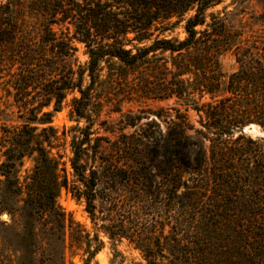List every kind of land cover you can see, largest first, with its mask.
<instances>
[{"label": "trees", "instance_id": "1", "mask_svg": "<svg viewBox=\"0 0 264 264\" xmlns=\"http://www.w3.org/2000/svg\"><path fill=\"white\" fill-rule=\"evenodd\" d=\"M219 2L32 0L27 11L23 0H0V91L14 96L23 118L7 129L0 182L5 193L22 198L20 209L41 220L46 234L65 239L74 223L57 204L65 187L85 199L93 219L97 198L122 208L116 224L104 225L106 233L131 239L150 264H264V137L242 132L250 124L264 130V35H244L215 14L209 22L207 10ZM182 21L184 39L156 33ZM55 26L67 32L58 34ZM35 28L38 40L31 35ZM76 42L86 47L84 66L75 67ZM228 52L239 64L230 74L220 62ZM114 59L146 76L145 97L177 96L184 103L163 138L114 141L122 162L104 159L103 138L92 137L93 90L102 64ZM69 91L79 93L73 111L86 122L71 140L74 184L66 173L60 178L59 163L45 146L57 137L45 108L54 102L58 110ZM34 152L36 167L23 185L15 169ZM154 155L163 157L159 172L151 167ZM102 244L99 239L87 249L86 264Z\"/></svg>", "mask_w": 264, "mask_h": 264}, {"label": "rangeland", "instance_id": "2", "mask_svg": "<svg viewBox=\"0 0 264 264\" xmlns=\"http://www.w3.org/2000/svg\"><path fill=\"white\" fill-rule=\"evenodd\" d=\"M23 1V8L28 11L32 0ZM193 13L194 11H190L186 17ZM212 14L226 18L231 29H240L244 31V35H260L259 33L264 35V0H220L207 10L209 22ZM54 29L58 34L62 31L67 32L63 26H55ZM160 30L162 29L159 28L156 33L161 32L162 36L173 39H184L187 35L184 21L169 30ZM40 33L39 28L31 31L35 40L40 38ZM76 45L78 50L75 52L77 57L75 67L84 66L89 59L86 47L81 42H76ZM220 62L226 74L237 70L239 66L233 52L222 56ZM100 75V81L93 90L95 99L92 106L94 111L92 137L103 138L101 155L104 159L113 162L123 161L124 155L116 152L114 141L127 140L124 135H131L135 141L140 138L144 140L163 138L167 134L170 118L177 114L176 109L184 110V103L177 96L160 99L142 95L141 84L143 77L146 76L128 68H121L115 59L102 64ZM158 77L159 75L152 78V81L157 82ZM88 82L89 78L85 74L84 85ZM11 89L14 90L13 87ZM78 94L77 91H69L58 110L54 109V102L45 108L52 112L50 125L57 134L52 145L48 146L45 143V146L59 163L60 178L62 179L66 173L72 184L76 178L70 164V158L73 156L71 140L74 135H79L78 127L86 124L85 120L79 118L73 111L72 100ZM0 97L1 164L5 159L4 150L9 144L10 132L7 129L19 126L23 118L12 94L2 89ZM188 114L191 122L199 126L198 114L192 109ZM242 132L254 139L264 137V130L257 124L245 126ZM135 145L139 147L140 144L137 141ZM157 148L160 152L163 150L161 147ZM149 155H152V152ZM36 157L37 152L25 155L22 162L17 164L15 174L18 175L21 184L25 185L31 180L30 176L37 163ZM150 163L153 172H159L158 167L164 166L161 155L152 156ZM64 168L66 172L62 170ZM0 180H4L1 167ZM117 186L123 195L128 194L125 186L121 184ZM2 188L0 182V264H86L89 256L87 249L96 247L99 239L103 244L89 259L90 264H150L142 249L131 239L127 237L111 239L106 233L104 225H114L122 217V208L119 205L117 208L115 204L97 198L96 218L93 219L86 208L85 199L62 187L57 196V204L74 223L67 227L65 239L60 240L57 236L46 234V228L41 220L20 209L23 204L22 198L11 196ZM165 210L166 206L163 205L160 210L162 217ZM168 228L167 226L166 230ZM159 229L157 231H160Z\"/></svg>", "mask_w": 264, "mask_h": 264}, {"label": "water", "instance_id": "3", "mask_svg": "<svg viewBox=\"0 0 264 264\" xmlns=\"http://www.w3.org/2000/svg\"><path fill=\"white\" fill-rule=\"evenodd\" d=\"M252 126V125H251Z\"/></svg>", "mask_w": 264, "mask_h": 264}]
</instances>
